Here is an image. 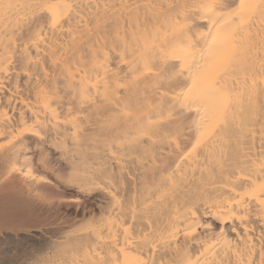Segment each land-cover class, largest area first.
<instances>
[{
  "label": "bare ground",
  "instance_id": "bare-ground-1",
  "mask_svg": "<svg viewBox=\"0 0 264 264\" xmlns=\"http://www.w3.org/2000/svg\"><path fill=\"white\" fill-rule=\"evenodd\" d=\"M224 2L0 0V264H264V9Z\"/></svg>",
  "mask_w": 264,
  "mask_h": 264
},
{
  "label": "snow or ice",
  "instance_id": "snow-or-ice-1",
  "mask_svg": "<svg viewBox=\"0 0 264 264\" xmlns=\"http://www.w3.org/2000/svg\"><path fill=\"white\" fill-rule=\"evenodd\" d=\"M205 7H209V10H213L217 7L219 8H229L230 5L227 3V0H225L224 3L221 4H213L211 6H205ZM264 9V0H241L238 12L242 15V22H243V14H247L249 17H251L252 15H254L257 10H261ZM234 15L236 13H233ZM232 38V34L231 33H226V34H220L216 37V40L224 45H227L229 40ZM233 51L228 48L225 47L224 53L220 58V63L222 64V66L224 68H226L228 66V64L231 62L232 58H233ZM207 81V85L210 87H214L215 86V76H210L206 78ZM226 110V105L224 107H222L221 109V116L224 115V111ZM116 264H120L119 260H117Z\"/></svg>",
  "mask_w": 264,
  "mask_h": 264
},
{
  "label": "rangeland",
  "instance_id": "rangeland-1",
  "mask_svg": "<svg viewBox=\"0 0 264 264\" xmlns=\"http://www.w3.org/2000/svg\"><path fill=\"white\" fill-rule=\"evenodd\" d=\"M71 194V193H70ZM69 196V195H68ZM69 204V203H68ZM55 205H56V203H53L52 204V209L51 210H48V211H45V210H42L41 212L37 209V206L34 208V209H32V210H30L29 212H31V214L30 213H28L27 215L29 216H27L28 217V219H29V221H31L32 219H30V218H33V220H35V219H37V218H39V217H46V222L45 223H50V221H48V220H50L51 219V222L54 220V219H56V216L55 215H53V213H51V212H53V210H54V208H55ZM70 205V204H69ZM54 206V207H53ZM72 207H74L73 205H71ZM34 211V212H33ZM48 212V213H47ZM39 213H41V215L39 214ZM34 214H36V215H34ZM37 216V217H36ZM36 217V218H35ZM50 218V219H49ZM33 220H32V222H33ZM16 224H19V223H16Z\"/></svg>",
  "mask_w": 264,
  "mask_h": 264
}]
</instances>
